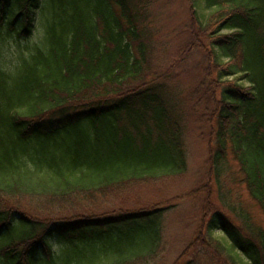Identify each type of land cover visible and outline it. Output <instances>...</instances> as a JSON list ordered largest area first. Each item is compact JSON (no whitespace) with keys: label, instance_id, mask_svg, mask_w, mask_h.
I'll list each match as a JSON object with an SVG mask.
<instances>
[{"label":"trees","instance_id":"16d2710c","mask_svg":"<svg viewBox=\"0 0 264 264\" xmlns=\"http://www.w3.org/2000/svg\"><path fill=\"white\" fill-rule=\"evenodd\" d=\"M142 2L0 0V41L30 36L48 10L43 47L14 74L0 69V264H70L75 250L104 233L133 238L140 231L158 246L166 207L77 209L43 220L7 201L30 196L65 204L187 171L184 101L163 73L145 80L150 48ZM188 2L210 40L208 68L187 96L209 149V188L234 212L227 185L234 161L241 176L234 181L264 213V0ZM238 219L248 232L222 211L206 227L221 231L244 264H264V229L249 214ZM222 244L217 249L227 250Z\"/></svg>","mask_w":264,"mask_h":264},{"label":"rangeland","instance_id":"374dc122","mask_svg":"<svg viewBox=\"0 0 264 264\" xmlns=\"http://www.w3.org/2000/svg\"><path fill=\"white\" fill-rule=\"evenodd\" d=\"M144 6L147 15L142 25L148 29L150 48L145 80L163 73L170 89L175 90L174 93L184 101L187 171L179 176L122 184L106 194L95 195L93 199L74 198L65 201V204H52L30 196L7 201L14 202L12 206L16 207V203H19L22 208L28 209L26 211L36 212V217L43 220L49 216L72 214L77 209H83L79 210L81 214H116L120 211L168 208L157 247L139 236L140 231H135L133 238L104 233L75 250L70 264H234L230 254L236 257L239 264H244L246 260L241 254L230 252L229 241L221 231L211 232L206 227L214 213L222 211L244 231L248 232L249 229L238 219V214H249L252 224L264 229L263 211L251 199L245 186L237 184L241 176L238 175L236 162L231 161L234 175L227 182L232 187V203L236 206L234 212H228L221 205L215 187L214 192L209 188V149L207 142L200 139L201 131L195 125L187 100L188 95L196 92L201 74L208 68L204 52V48L210 47L208 30H203L200 23L195 21L188 0H143ZM43 11L36 23L41 27L48 17V10ZM198 12L205 18L210 14L203 6ZM219 241L227 250L217 249ZM148 252L153 253L148 255ZM62 262L60 264H64Z\"/></svg>","mask_w":264,"mask_h":264},{"label":"clouds","instance_id":"9594fccd","mask_svg":"<svg viewBox=\"0 0 264 264\" xmlns=\"http://www.w3.org/2000/svg\"><path fill=\"white\" fill-rule=\"evenodd\" d=\"M46 36V30L37 24L35 30L28 37L17 38L13 35L0 41V69L10 74L17 72L22 68L23 62L29 57L30 52L43 47ZM56 250L54 245L53 251Z\"/></svg>","mask_w":264,"mask_h":264}]
</instances>
